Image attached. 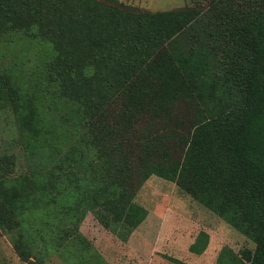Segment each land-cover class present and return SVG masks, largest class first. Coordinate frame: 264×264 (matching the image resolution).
<instances>
[{"label":"trees","instance_id":"obj_1","mask_svg":"<svg viewBox=\"0 0 264 264\" xmlns=\"http://www.w3.org/2000/svg\"><path fill=\"white\" fill-rule=\"evenodd\" d=\"M12 34L39 50V70L25 82L0 66V101L31 165L8 177L0 160L2 230L26 246L32 234L55 250L76 241L74 263L88 264L92 251L69 225L90 211L127 241L147 215L135 195L155 175L253 242L221 249L215 264H264V0L154 12L118 0H0V42ZM14 246L29 260V247Z\"/></svg>","mask_w":264,"mask_h":264},{"label":"rangeland","instance_id":"obj_2","mask_svg":"<svg viewBox=\"0 0 264 264\" xmlns=\"http://www.w3.org/2000/svg\"><path fill=\"white\" fill-rule=\"evenodd\" d=\"M124 6L147 11H161L193 6L195 0H118ZM39 50L25 42L21 34L9 35L0 42V66L13 72L19 81L29 82L39 70ZM29 84V83H28ZM22 136L18 131L16 115L8 102L0 101V160L4 155L13 168L8 177L28 173L30 159L24 152ZM11 179V178H10ZM12 181V180H9ZM11 186V182L8 183ZM135 202L147 210L146 218L131 233L127 241H121L105 229L88 211L77 228L69 225L72 236L82 235L92 256L88 264H215L221 249L234 253L252 250L253 242L230 226L220 216L199 203L192 195L180 190L174 182L151 175L137 191ZM63 225V224H62ZM25 228V226H24ZM207 234L205 250L197 254L189 246L198 241L200 233ZM77 235V236H76ZM17 230L6 232L0 228V264H76L80 245L69 241L54 249L45 244L46 237L31 235V240L18 243ZM199 236V237H198ZM31 249L29 260H23L20 252ZM20 241V240H19ZM29 247V248H28Z\"/></svg>","mask_w":264,"mask_h":264},{"label":"crops","instance_id":"obj_3","mask_svg":"<svg viewBox=\"0 0 264 264\" xmlns=\"http://www.w3.org/2000/svg\"><path fill=\"white\" fill-rule=\"evenodd\" d=\"M197 255V254H196Z\"/></svg>","mask_w":264,"mask_h":264}]
</instances>
